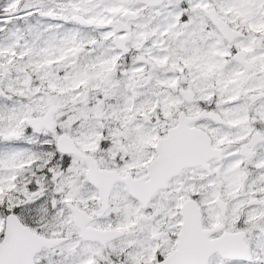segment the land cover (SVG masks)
Instances as JSON below:
<instances>
[{
    "label": "snow or ice",
    "instance_id": "1",
    "mask_svg": "<svg viewBox=\"0 0 264 264\" xmlns=\"http://www.w3.org/2000/svg\"><path fill=\"white\" fill-rule=\"evenodd\" d=\"M0 264H264V0H0Z\"/></svg>",
    "mask_w": 264,
    "mask_h": 264
}]
</instances>
